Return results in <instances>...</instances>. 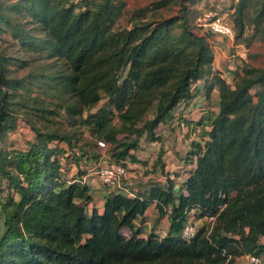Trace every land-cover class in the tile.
<instances>
[{
  "label": "trees",
  "instance_id": "16d2710c",
  "mask_svg": "<svg viewBox=\"0 0 264 264\" xmlns=\"http://www.w3.org/2000/svg\"><path fill=\"white\" fill-rule=\"evenodd\" d=\"M169 1L139 7L131 27L116 29L123 0H0V33L12 30L28 51L53 60V78L72 100L58 107L73 127L86 123L110 144V161L133 157L143 137L160 139L156 129L193 97L196 81L209 77L220 87L219 112L200 121L204 142L185 157L195 165L182 186L153 182L135 196L107 189L102 212L90 209L86 183L62 176V156L80 150L84 157L96 142L38 130L27 149L0 146V264H236L247 253L263 256L264 69L244 66L232 84L216 76L208 36L191 24L189 7L157 17ZM244 2L234 16L236 38L244 33ZM6 60L0 56V141L19 119L7 91L25 86L5 75ZM152 202L160 217L169 214L165 236L144 237L135 227ZM193 209L215 220L187 240L182 230Z\"/></svg>",
  "mask_w": 264,
  "mask_h": 264
},
{
  "label": "rangeland",
  "instance_id": "374dc122",
  "mask_svg": "<svg viewBox=\"0 0 264 264\" xmlns=\"http://www.w3.org/2000/svg\"><path fill=\"white\" fill-rule=\"evenodd\" d=\"M157 0H123L124 6L121 9L120 14L117 15L113 27L116 29L131 27L132 16L134 12L139 8L152 3ZM241 0H170L166 7L160 8L156 15L162 18H173L180 14L183 5L189 7V14H192L191 24L199 28L202 34L208 36L213 59L214 52L212 46L217 43L227 45L229 42L230 53L229 57L232 62V68L229 70L233 73L230 77L235 76L236 68L242 69L244 66L255 67L264 69V0H245L244 13L246 15V23L244 25V33L241 37L236 38L238 29L235 28V34L233 37H226L216 40L209 28L200 25V19L207 13L220 14L227 17L230 21L235 23L234 16L237 13V8ZM260 15V20H256ZM153 18V16H150ZM147 17V19H150ZM236 44H242V48L236 46ZM0 56L6 57L4 66L6 68L5 75L12 80H20L25 83V86L20 87L18 90L7 91L9 93V109H11L18 119V125L15 129L8 131L4 138L0 141V146L5 149H27L30 143L37 139V131H58L63 134H70L74 141L77 138L81 139L79 144L88 143L94 141L98 144L97 136L93 134L90 125L82 124L79 128L73 127L69 121L68 114L64 107H58L63 105L64 102H72L68 99V95L64 94L60 90V85L53 78L58 69L52 59H47L38 55L33 50H27L24 46L19 44L12 30L0 33ZM245 57V59L243 58ZM213 63V60H212ZM211 63V66L213 67ZM225 65V64H224ZM236 69V70H235ZM216 76H220L219 70L215 71ZM41 77V78H40ZM50 77L48 85H44L41 79ZM235 79V78H234ZM234 82V81H233ZM47 88L46 90L44 88ZM102 100L98 107L104 103ZM59 110L57 114L50 113L49 110ZM96 107L92 108V111H96ZM156 109V104L151 108L150 115L153 114ZM89 113L88 110L84 111V115ZM114 123H118V118H113ZM104 141V140H103ZM142 143H149V140L143 138ZM106 143V142H105ZM28 145V146H27ZM99 145V144H98ZM102 147L101 151L108 153L110 144L106 143ZM148 154H143L139 160L147 161L150 159L148 155H153L155 152L150 153V149H147ZM185 152L181 154L180 161L184 160ZM185 161V160H184ZM181 180L179 179V182ZM0 219H3V214L0 211ZM197 220L201 226L208 224L204 217L198 216L191 218ZM202 219V220H201ZM201 220V221H200ZM3 221L1 220V223ZM156 226V224L154 225ZM236 264H247L242 260H237Z\"/></svg>",
  "mask_w": 264,
  "mask_h": 264
},
{
  "label": "crops",
  "instance_id": "0c3cea01",
  "mask_svg": "<svg viewBox=\"0 0 264 264\" xmlns=\"http://www.w3.org/2000/svg\"><path fill=\"white\" fill-rule=\"evenodd\" d=\"M213 34L217 35L213 36L216 40L224 37L216 33ZM231 44L230 42L227 45L217 43L212 46L214 52L212 68L214 71L219 70L218 74L221 78L230 84L234 81V77H230L234 70H229L232 68V65L229 64L232 61L228 56ZM236 46L242 48V44H236ZM243 58L245 59V57ZM236 69L238 70L239 67ZM208 78L196 81L192 86L193 97L180 101L173 109L170 118L159 125L156 134L160 136V139L149 140V143L145 144L141 142L145 138L143 137L140 140L139 148L131 151L133 157L130 156L124 160L128 167L124 183L129 190L138 193L145 190L150 183L166 184L168 179L175 182L177 189L182 186L195 165L194 162L187 161L185 157L194 149V143L204 142L203 136H201L202 124L200 121L212 113H218L220 109V87L213 79ZM207 127L209 128L208 125H206ZM60 145L67 148L65 143ZM91 148L89 149L90 153L84 157L80 150L67 151L62 156V176L68 182L86 183L92 195L90 209L97 208L102 212L109 192L94 175L93 169L109 162L110 152L103 153L102 147L98 144ZM147 149H150V153H155L148 155L150 157L148 162H142L138 158L142 156V153L148 154ZM184 152L185 155L182 157L185 161H180L179 158ZM188 217L189 219L197 217L196 210L193 209ZM1 220L3 221V219H0V236L4 230V221L1 223ZM134 223L136 228H141V235L144 237L152 232L165 236L170 228L169 214L160 217L156 202H152L145 214L138 216ZM155 224L156 226H154ZM124 232L128 234L130 229L125 228ZM239 259L240 257L238 261Z\"/></svg>",
  "mask_w": 264,
  "mask_h": 264
},
{
  "label": "built area",
  "instance_id": "2783aa9c",
  "mask_svg": "<svg viewBox=\"0 0 264 264\" xmlns=\"http://www.w3.org/2000/svg\"><path fill=\"white\" fill-rule=\"evenodd\" d=\"M200 25L209 28L213 33L233 37L235 34V25L227 17L220 14L207 13L203 18L200 19ZM100 146H105V141H98ZM128 172L127 164L124 162L109 161L106 164H101L93 169L94 175L97 177L99 182L110 191H122L128 193L131 196H135V192L129 190L125 185V177ZM208 224L207 227L212 225L215 220L214 216L204 217ZM198 221L189 219L182 230V237L190 240L196 236L200 229ZM247 264H264V257L253 253H247L240 257Z\"/></svg>",
  "mask_w": 264,
  "mask_h": 264
}]
</instances>
